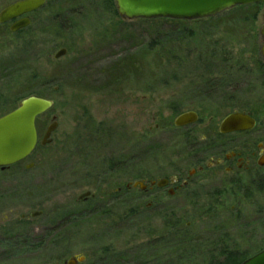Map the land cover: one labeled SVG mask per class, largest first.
I'll use <instances>...</instances> for the list:
<instances>
[{"label":"rangeland","instance_id":"1","mask_svg":"<svg viewBox=\"0 0 264 264\" xmlns=\"http://www.w3.org/2000/svg\"><path fill=\"white\" fill-rule=\"evenodd\" d=\"M17 1L0 0V12ZM48 2V8L30 16L31 29L25 33L34 35L32 42L27 43L26 34L11 33L0 25V116L15 109L27 94L41 93L39 97L53 101V107L37 123L39 136L52 118L58 124L51 143L36 148L32 170L23 164L0 172V230L9 228L8 233L0 232V264H65L74 256H84L83 264H111V258L117 264H141L128 253L147 241L150 230L156 233L152 240L159 238L167 213L180 217L183 230L190 223L196 234L192 239L207 247L194 252L203 260L209 255L216 258L213 250L221 247L239 250L244 258L263 250L264 195L251 192L250 202L239 203L219 197L226 203L220 210L213 202L189 206L181 193L157 200L154 194L143 197L126 186L141 178L149 182L192 169L190 155L181 156L180 130L173 126L180 113L198 110L200 121L189 131L201 142L205 125L214 127L234 110L243 111L225 105L218 111L216 94L209 101L203 90H212L191 84L198 62L188 57V50L218 44L228 45L231 55H247L253 45L262 43L264 6L237 7L200 22L171 24L122 20L113 0ZM52 17L60 21L59 30L46 32L38 45L37 31L55 27ZM106 35L113 36L107 43L102 42ZM153 37L165 39L162 50L159 46L150 50ZM177 43L183 44L182 51ZM62 49L67 53L54 60ZM257 51L254 64L261 61ZM123 60L127 62L121 67ZM120 70L127 77L108 83V77ZM242 80L233 77L219 89V104L232 96L248 110L252 103V115L260 123L253 137L264 139L262 84ZM101 125L103 141L95 134ZM243 138L249 137L237 136L223 147L239 149ZM225 181L221 173L219 191ZM204 184L200 197L218 189L215 182ZM86 192L94 200L79 203L77 198ZM149 199L158 205L147 206ZM36 211L43 215L29 219ZM104 212L105 219L115 220L112 227L101 221ZM120 213L124 214L116 217ZM94 215H99L95 221ZM171 260L162 263L174 264Z\"/></svg>","mask_w":264,"mask_h":264},{"label":"flooded vegetation","instance_id":"2","mask_svg":"<svg viewBox=\"0 0 264 264\" xmlns=\"http://www.w3.org/2000/svg\"><path fill=\"white\" fill-rule=\"evenodd\" d=\"M46 3H47V0H46ZM31 15L32 14L26 16L30 19V21H32L30 17ZM16 21L17 20L10 21L4 24V26L5 25L8 26V31H9V28ZM200 21L202 20L190 21V22L196 23ZM263 26H264V14H263L262 28ZM28 28L29 27L21 29L15 32V34L17 33L19 34L21 31L26 30ZM260 31H259V36L261 40H263L260 34ZM112 37L113 36L106 35L104 36V41L102 42L107 43L108 41L112 40ZM215 46L214 44L212 45L207 44L206 46L204 45L194 46L193 49L191 48L190 50H188L189 52L188 57H190L191 59H194L196 63L198 62L196 66V70H194L195 75H193L192 77V80H194V82L190 80L192 82L191 84L199 85L197 87L200 90H202L203 88H206L207 90H212L208 92H205L203 90V93L205 95L203 97L204 98L208 97L207 99H209V101H212L213 96L216 94L218 103L217 102L215 103H216V109L218 111L223 105H225V107L230 106V107H234L238 109H243V111L234 110L232 113L228 114L226 117H228L229 115L235 114V113L246 114L255 121V127L248 131L222 133L220 131V125L222 121L226 118L224 117L220 121V123L218 121L216 126L214 127L210 124L205 125L204 130H203L204 138L201 139L202 140L201 142H198L195 135L191 134L192 131H189V127L198 124L200 121L198 110H190V111L180 113L179 115H177V117L180 115L190 114V113L195 116L194 121L186 125L180 126V127L175 126L173 122L174 129L176 131L180 130L179 138H181L180 144L182 148H179V150L181 151V156H183V154H185L186 156L190 155L191 159L194 162L192 169L188 172L185 170H183L182 172L178 171L170 175V177H168L169 175H166L165 177H160L158 179H155L149 182L143 181L142 180L143 178H141L136 182H140L143 188H140L139 186L136 188H133L131 186L133 183H135L133 182L131 184H128L126 186V189L138 190L140 191L139 195L143 197H150V196L152 197V194H154L157 200L158 198L161 200L168 199V198L170 199L171 197H174L176 194L181 193L184 195L183 197L185 199V202L188 203L189 206H192V207L199 206L201 202L206 203V204L207 203L210 204V202H213L212 204H216L217 205L216 208H217L219 207V202H222V200L220 201L219 197L221 198L225 194L237 192V187L245 186L244 185L245 181L247 182V185H246L247 189L251 190L252 189V183L250 182L251 180L255 181L257 177H261L264 179V139L260 137L255 139V137H253V135L258 131L256 130V128L260 127V123L252 115L253 110H254V105L251 103L249 105V110L244 107H241L235 101L236 97L234 96H232L231 98L223 97L222 101L224 102H222V104H219V89H222L226 83H231L227 81H230L233 77H238L240 79H243L242 81L243 82L246 81L247 83L249 82L260 83L262 84V89L264 92V58L261 54L262 43L260 47H257V45H253L252 47L250 46L252 49L248 48L249 52H247L248 53L247 55L245 53H235L231 55L228 51L229 50L228 45L220 46L216 44ZM231 47L232 46H230V48ZM216 48H218V50H216ZM256 48L258 50L257 51L258 57L260 56L261 61L260 63L254 64L252 57H254V53H256ZM224 50H226V52ZM66 53H67V50H66ZM246 57H249L248 61H246ZM126 62H127L126 60L121 61L120 66L122 67L123 65L126 64ZM248 62L249 63L252 62V64H248ZM198 73L200 75H197ZM118 76H121L120 78L127 77L126 75L124 76L123 71L120 70L119 74H117L115 77H108V83H110V81L112 80L118 79ZM172 79L175 80L176 78L173 77ZM209 85H211L210 89H208ZM233 92L235 91L233 90ZM32 97L40 98L39 96H32ZM51 109H49L47 112L43 113L42 115L38 116L35 119V127H36V132H37V143H36L35 150L37 147L48 146L51 143V136L58 128L56 118H52L51 123L46 127L44 134L42 136H39L38 134V131H37L38 121L41 118H44V116ZM4 115L5 114L1 116H4ZM177 117H175V119ZM53 123H56V129L47 138L46 143L43 144V139L47 132V129ZM102 128H104L102 127V125L98 127L97 129L99 130L98 131L96 130L95 134H97L98 137L103 141L102 138L105 136V133L99 132L100 129ZM237 136H242V137L248 136L249 138H243L244 140L242 144L240 145L239 149L235 148L232 150H225L226 147H223V146L227 145L231 141L232 138H235ZM198 145H203L204 147L198 146ZM35 150L33 154L35 153ZM33 154H31L24 161L9 167L5 169L4 171L0 170V172H6L16 165H23V164L25 165L24 166L25 170H32L34 167V163L30 162V160L32 159ZM206 157H208V160L206 159ZM221 173L224 174L226 181L224 183L225 185L219 191V177ZM195 180H199L200 182L197 183L195 182ZM160 182H164V183H162L161 186H159ZM213 182H215L218 187V189H215L214 194L207 197L203 193V197H200L202 187L206 186L204 183L210 184ZM116 192H119V190H117ZM92 196L93 195L90 192H86L85 194L79 196L77 198V201L79 203L93 201L95 197H92ZM149 200H150V203L147 204V206H151L153 204L158 205V203H156L155 200H152V199H149ZM219 208L220 210H223V208L221 207ZM233 210L234 209L232 207L231 211ZM122 214L124 213H120L116 217H121ZM172 214H173L172 217L171 215L168 214L169 219L173 221H175V219L181 220L180 217L178 216L175 217L176 215L175 213H172ZM42 215H43L42 211H36V212L30 213L28 217L29 219H35V218H40ZM77 215L78 214H75L69 217H75ZM98 216L99 215H94L92 220L95 221ZM103 217H100V218H101V221L104 222V225H106L107 227H112L113 225L111 224V222L112 221L115 222V220L105 219V212L103 213ZM185 225L186 226H184V228L186 230L184 229V232L186 233V238L188 239V241L196 242V244L200 245L202 249L204 248L206 249V245L204 247L202 245L204 244V242H200L199 240L194 241L192 239L193 237L192 235H196V234L190 231L189 229L191 226L190 223H186ZM209 257L211 256L209 255ZM70 259H74L72 262L73 264H83L86 258L84 256H76V257L74 256V257H71ZM80 259H83V260L79 261ZM65 264H68V263L66 262Z\"/></svg>","mask_w":264,"mask_h":264},{"label":"water","instance_id":"3","mask_svg":"<svg viewBox=\"0 0 264 264\" xmlns=\"http://www.w3.org/2000/svg\"><path fill=\"white\" fill-rule=\"evenodd\" d=\"M118 16L122 20H157L198 21L216 17L237 7L254 4L264 5V0H113ZM46 0H20L5 7L0 12V25L17 20L9 28L11 33L29 27L31 21L27 15L42 8ZM262 36L261 54L264 58V26L260 31ZM66 54L62 49L54 55V60ZM53 106L50 100L28 97L22 100L11 112L0 117V170L22 162L34 151L37 143L35 119L47 112ZM195 120L193 114L178 116L174 125H186ZM255 127V121L246 114L235 113L226 117L221 125L222 133L248 131ZM56 129V123L51 124L43 139V144ZM164 182H160L159 186ZM133 188H143L140 182L131 185ZM74 259L67 261L73 264ZM80 259L79 261H82ZM241 264H264V250L245 260Z\"/></svg>","mask_w":264,"mask_h":264},{"label":"trees","instance_id":"4","mask_svg":"<svg viewBox=\"0 0 264 264\" xmlns=\"http://www.w3.org/2000/svg\"><path fill=\"white\" fill-rule=\"evenodd\" d=\"M111 1V0H109ZM49 2L46 3V5L37 11L35 15L39 14L42 12L45 8L49 7ZM64 8H61L59 11H63ZM58 16H61L58 15ZM143 22H146L148 20H142ZM149 21H157V20H149ZM161 21H166L171 24L175 23H183V22H176V21H170V20H161ZM51 25L55 27H45L43 30L37 31V36H39L38 39V45H40L45 39H41V36L44 35L46 32L51 31L54 32V30H59L57 26L60 25V21L57 19V17H52ZM31 28H28L26 30H23L19 33V35L23 34H28L25 33L26 31L30 30ZM54 29V30H53ZM179 33H184V28L180 27L178 28ZM49 33V32H48ZM28 41L32 42V38L34 35H27ZM158 37V36H157ZM159 38V37H158ZM153 37V41L150 43V50H153L156 48V46H159V50H162V47L160 45L165 43V39H158ZM178 46H181L179 48L180 51H182V43H177ZM157 49V48H156ZM148 50V51H150ZM154 51V50H153ZM156 51V50H155ZM175 58V57H171ZM170 58H166L167 64L170 63L168 61ZM128 62H133L132 60ZM137 65L135 62H133V66L135 67ZM32 95H37V96H43L41 93H29L23 98H27ZM252 183V189L248 190L246 183H244L245 186H239L237 187V192L230 193V194H225L223 197L224 202H231V203H239V202H250L252 199V193L254 196H262L264 195V179L261 177H257L255 181L251 180ZM254 188V189H253ZM229 197V199H227ZM254 198V197H253ZM219 202V207L224 208V205L226 203ZM130 214L134 213V210L128 211ZM135 215V214H134ZM165 216V217H164ZM162 216L164 219V224L165 226L158 231L159 238L156 240H152L153 234H156L153 230H150L148 234L146 233L145 239L147 241L143 243L142 245L136 247L132 251V253H128V255H133L134 259L140 260L141 264H170V262L162 263L163 259H169L172 258L171 261H173L174 264H241L246 258H244V255L236 249H228L225 247L217 248L213 250L215 252V255H219V258L216 256V258L210 257L205 260H203L198 256V254H194L195 249H202L200 245L196 244V242H190L186 238V233L183 230V227L181 225V220L175 219V221L169 219V215L166 214ZM15 227V226H11ZM8 229H1V231H5L8 233ZM138 233L139 230H137ZM138 233L136 235H138ZM137 237H134L132 240L136 239ZM223 238V236H222ZM138 239V238H137ZM226 239V238H225ZM224 239V241H226ZM207 248V247H206ZM211 255H213L211 253ZM193 256H197L198 258L195 260ZM109 259V257H108ZM107 259V260H108ZM111 264H117L114 260V258H111ZM140 264V263H139Z\"/></svg>","mask_w":264,"mask_h":264}]
</instances>
